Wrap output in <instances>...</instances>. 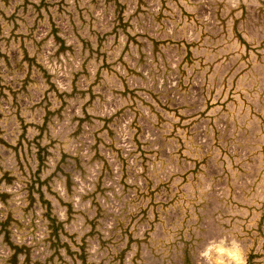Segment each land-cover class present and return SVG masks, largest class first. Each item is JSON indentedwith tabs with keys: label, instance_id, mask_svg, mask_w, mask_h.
Returning a JSON list of instances; mask_svg holds the SVG:
<instances>
[{
	"label": "rangeland",
	"instance_id": "rangeland-1",
	"mask_svg": "<svg viewBox=\"0 0 264 264\" xmlns=\"http://www.w3.org/2000/svg\"><path fill=\"white\" fill-rule=\"evenodd\" d=\"M0 264H264V0H0Z\"/></svg>",
	"mask_w": 264,
	"mask_h": 264
}]
</instances>
